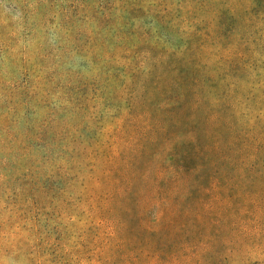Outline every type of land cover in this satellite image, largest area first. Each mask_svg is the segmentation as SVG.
<instances>
[{
  "label": "rangeland",
  "instance_id": "obj_1",
  "mask_svg": "<svg viewBox=\"0 0 264 264\" xmlns=\"http://www.w3.org/2000/svg\"><path fill=\"white\" fill-rule=\"evenodd\" d=\"M150 62L170 93L191 91L196 102L178 120L175 143L197 125L205 168L216 144L227 154L218 178L235 192L232 219L249 238L241 262L224 264H264V0H0V264H140L146 256L114 248L106 196L118 174L108 155L120 169L133 151L130 74L141 86ZM146 142L141 171L152 179L171 162L173 143ZM232 229L218 230L221 245L202 240L204 264H217L224 242L235 247Z\"/></svg>",
  "mask_w": 264,
  "mask_h": 264
},
{
  "label": "trees",
  "instance_id": "obj_2",
  "mask_svg": "<svg viewBox=\"0 0 264 264\" xmlns=\"http://www.w3.org/2000/svg\"><path fill=\"white\" fill-rule=\"evenodd\" d=\"M220 18L227 19L225 14H220ZM144 68L147 72L143 84L139 86L138 74L131 72V89L129 95L124 96L130 109L127 125L132 126V130L136 128L132 137L133 151L124 159L120 169L115 166L116 153L108 155L109 163L113 165L109 168L110 172L115 173V169L118 172L109 176L110 189L106 196V200L114 203L116 211V214L108 211L109 225L117 242L114 248L125 251L123 248L128 246L131 251L139 249V255L146 253V256L139 258L140 264L177 263L187 258L191 264H204L199 254L202 240L210 236L221 245L218 230L229 224L236 228L232 230L238 231V237L233 238L235 247H228L227 242H224V247L217 246L214 250L218 255L216 263L224 264L227 259L240 263L241 260L237 261L236 258L245 254L241 247L245 238L249 237L246 234L247 226L240 228L232 219L237 211L233 209L238 203L234 201L235 192L229 194L225 189L231 187L226 184L221 187L218 178L221 164L228 160L227 154L224 151L221 157V145L216 144L214 158L210 162L212 165L207 164L205 168L197 148L201 147L197 125L187 129L191 136L186 137L183 146L175 143V129L180 126L178 120L185 117L187 107L196 102L191 103L189 99L191 91L186 94L183 90L170 93L169 79L159 74L153 62ZM156 91L160 92L159 103L153 98ZM170 119L173 122L168 128L165 124ZM159 135L173 143L170 151L174 153H169L171 162L162 164L151 179L149 174L141 171V166L147 163L144 155L145 151L147 153L146 140ZM239 157L237 163L240 162ZM182 182L188 183L186 188L181 187ZM145 192L147 196H144ZM224 202H228V207L221 211ZM130 215L136 218V225L126 222V216ZM160 216L164 217V221L158 222ZM204 249L208 248L205 246Z\"/></svg>",
  "mask_w": 264,
  "mask_h": 264
}]
</instances>
